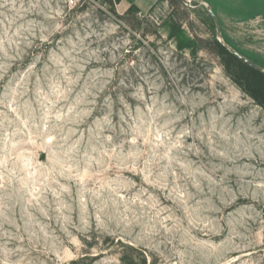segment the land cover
Returning a JSON list of instances; mask_svg holds the SVG:
<instances>
[{"label": "rangeland", "instance_id": "1", "mask_svg": "<svg viewBox=\"0 0 264 264\" xmlns=\"http://www.w3.org/2000/svg\"><path fill=\"white\" fill-rule=\"evenodd\" d=\"M69 1L0 0V264H264V0Z\"/></svg>", "mask_w": 264, "mask_h": 264}, {"label": "trees", "instance_id": "2", "mask_svg": "<svg viewBox=\"0 0 264 264\" xmlns=\"http://www.w3.org/2000/svg\"><path fill=\"white\" fill-rule=\"evenodd\" d=\"M109 1H111L112 6H114L116 3H118L119 0H109ZM132 10H136L135 7H131L126 14H128ZM222 51L228 54L232 62L239 64L242 71L247 74V77L243 82L245 91H247V93L250 94L251 98L254 99L257 103L264 106V73H261L260 71L255 70L252 67H249L246 64L242 63L240 60H238L233 55H231L226 49L223 48ZM239 53L245 56L246 58H248L249 60H251V58L244 55L243 53L241 52Z\"/></svg>", "mask_w": 264, "mask_h": 264}, {"label": "crops", "instance_id": "3", "mask_svg": "<svg viewBox=\"0 0 264 264\" xmlns=\"http://www.w3.org/2000/svg\"><path fill=\"white\" fill-rule=\"evenodd\" d=\"M160 1L162 0H119L114 6L116 13L119 15L126 14L131 7H135L138 11V14L140 15L142 13L145 14L155 10L157 4L160 3ZM165 24V22H162V25L158 29V34L160 38L167 40L169 36H173V33L171 30L172 27L170 28Z\"/></svg>", "mask_w": 264, "mask_h": 264}, {"label": "water", "instance_id": "4", "mask_svg": "<svg viewBox=\"0 0 264 264\" xmlns=\"http://www.w3.org/2000/svg\"><path fill=\"white\" fill-rule=\"evenodd\" d=\"M190 1H199V0H190ZM207 11L209 12V14L211 15L214 23H215V27H216V36L217 38H221V34H220V24L219 21L216 17V15L214 14V12L210 9V7L204 3ZM223 43L224 48L231 54L233 55L235 58H237L238 60H240L242 63L246 64L249 67H252L255 70L260 71L261 73H264V69L260 66H258L257 64H255L254 62H252L251 60H249L248 58H246L245 56H243L242 54H240L238 51H236L235 49H233L230 45Z\"/></svg>", "mask_w": 264, "mask_h": 264}, {"label": "built area", "instance_id": "5", "mask_svg": "<svg viewBox=\"0 0 264 264\" xmlns=\"http://www.w3.org/2000/svg\"><path fill=\"white\" fill-rule=\"evenodd\" d=\"M69 3H70V4H73V0H70Z\"/></svg>", "mask_w": 264, "mask_h": 264}]
</instances>
